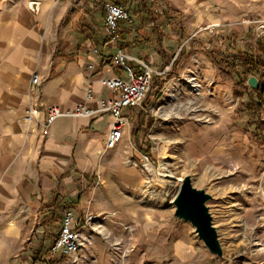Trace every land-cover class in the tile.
I'll use <instances>...</instances> for the list:
<instances>
[{
  "label": "rangeland",
  "instance_id": "obj_1",
  "mask_svg": "<svg viewBox=\"0 0 264 264\" xmlns=\"http://www.w3.org/2000/svg\"><path fill=\"white\" fill-rule=\"evenodd\" d=\"M232 2L246 13L230 33L199 37L197 27L188 37L158 39L169 62L155 74L162 85L156 97L148 100L146 93L141 106L128 109L119 147L103 154V168L79 181L70 202H54L52 194L22 219L20 241L0 250V264H264V107L256 122L248 111L251 75L234 69L241 70V54L264 50L258 22L264 0ZM259 77L264 81V66ZM214 94L221 111L209 102ZM148 164L175 178L151 173ZM186 174L211 195L206 205L222 255L207 248L192 223L174 215L171 194ZM67 210L84 242L74 254L53 257L51 243ZM179 242L184 256L176 251Z\"/></svg>",
  "mask_w": 264,
  "mask_h": 264
},
{
  "label": "crops",
  "instance_id": "obj_2",
  "mask_svg": "<svg viewBox=\"0 0 264 264\" xmlns=\"http://www.w3.org/2000/svg\"><path fill=\"white\" fill-rule=\"evenodd\" d=\"M29 1L0 2V250L15 248L22 219L41 199L53 194L54 202L62 197L70 202L79 181L103 168V154L119 147L105 148L114 118L99 109L102 99L119 93L103 80L126 77L112 64L117 47L131 57L134 70L135 58L158 69L163 64L158 39L188 37L197 27L199 37L230 33L246 13L233 0H157L152 4L159 12L156 22L138 28L137 18L125 20L118 41H112L95 12L100 0H35L40 3L37 12L29 9ZM33 73L40 78L34 96L28 91ZM88 88L93 97L86 105L94 114L59 115L47 134L38 126L23 128L22 115L31 100L67 110L85 101ZM150 94L148 100L155 97Z\"/></svg>",
  "mask_w": 264,
  "mask_h": 264
},
{
  "label": "built area",
  "instance_id": "obj_3",
  "mask_svg": "<svg viewBox=\"0 0 264 264\" xmlns=\"http://www.w3.org/2000/svg\"><path fill=\"white\" fill-rule=\"evenodd\" d=\"M105 10V27L106 36L112 41H118L119 32L116 28L118 19H126L129 14L122 6H117L109 0H103ZM259 26L264 28V20H260ZM131 57L121 48L117 47L112 55V64L123 70L126 77L112 76L103 80L104 84L113 91H118L117 97H108L100 101V110L109 111L114 120L110 125V130L106 138L105 148L114 147L123 135L124 122L126 117L125 108L141 106L146 93L151 85L152 78L155 74H160L157 68L143 59L135 58L138 64V70H134L129 65L128 60ZM30 89L34 96L40 83V78L36 73L31 76ZM93 97V91L88 88L85 93V101L77 104L71 109L62 110L57 105H40L37 100H31L22 116V123L25 130L32 129V123L35 122L43 134H47L52 121L59 115H91L95 110L86 105V102ZM76 221L70 210L63 212L60 218L59 233L53 240L50 252L53 257L59 256L62 252L67 255L74 254L84 242L79 230L75 227Z\"/></svg>",
  "mask_w": 264,
  "mask_h": 264
},
{
  "label": "trees",
  "instance_id": "obj_4",
  "mask_svg": "<svg viewBox=\"0 0 264 264\" xmlns=\"http://www.w3.org/2000/svg\"><path fill=\"white\" fill-rule=\"evenodd\" d=\"M103 0H101L102 2ZM111 3L122 6L127 10L129 13V18L133 16L134 18H137L138 20V28H143L144 23L153 21L156 22V18L159 16V12L157 10H154L152 7V4L156 2L157 0H109ZM149 1V2H148ZM100 2V3H101ZM134 2V4H132ZM101 11L100 15L105 18V10L103 3H101ZM169 17H166V20H168ZM126 19H118L116 22V28L119 32V27L121 26L122 22ZM120 34V33H119ZM157 52L163 58V64L161 65L164 67L168 64L169 58L165 54V50L163 46L161 45L160 41L157 40ZM240 57L242 58L241 62V70H239L236 66H234V69L236 72L254 75L255 77H258V86L256 87H250V93H251V102L249 105L248 111L251 112L255 116L256 122H259L260 119L258 117L259 111L264 107V81H262L259 77V68L264 66V50L261 49L259 46L255 49V51L251 53H244L241 54ZM160 77L158 75H154L151 86L149 90L152 92L154 90V96L158 94V92L161 89V84L159 83ZM147 92V97H148ZM143 116V114H142ZM145 118L140 119L139 124H144ZM151 122L149 121L150 124ZM131 135L133 137H137L138 135V129H133L131 132ZM143 148V147H142ZM146 151V150H145Z\"/></svg>",
  "mask_w": 264,
  "mask_h": 264
},
{
  "label": "water",
  "instance_id": "obj_5",
  "mask_svg": "<svg viewBox=\"0 0 264 264\" xmlns=\"http://www.w3.org/2000/svg\"><path fill=\"white\" fill-rule=\"evenodd\" d=\"M39 2L30 0L28 7L31 11L39 10ZM252 87L258 86V80L254 75L248 78ZM211 195L202 188L192 185L191 176L186 174L181 179L179 189L173 196L175 205L174 215L178 219L188 220L194 225L197 235L202 239L207 248L214 254L222 255V247L218 239L217 231L212 223V216L206 205Z\"/></svg>",
  "mask_w": 264,
  "mask_h": 264
},
{
  "label": "bare ground",
  "instance_id": "obj_6",
  "mask_svg": "<svg viewBox=\"0 0 264 264\" xmlns=\"http://www.w3.org/2000/svg\"><path fill=\"white\" fill-rule=\"evenodd\" d=\"M212 106L215 108V110L217 111H221L223 110V107H222V103H221V98H220V95H216L214 94L213 98L209 101ZM222 119V117L220 116V120ZM35 123V122H34ZM32 128H37V125L35 123V125L33 126L32 124ZM169 136H170V132H169ZM148 169L151 173H155L156 175H162L166 180H171V179H174V174L173 173H159L157 172L156 168L152 165V164H148ZM177 180H180V178H176ZM176 193V192H174ZM174 193L171 194V199L172 197L174 196ZM176 251L181 255V256H184L185 253L187 254L186 252V249L184 247V244L182 242H179L176 244ZM94 264H96L95 262H93Z\"/></svg>",
  "mask_w": 264,
  "mask_h": 264
}]
</instances>
